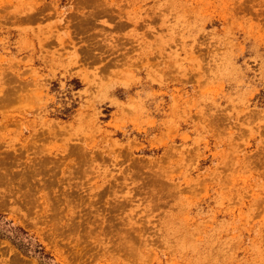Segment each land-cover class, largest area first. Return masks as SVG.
Here are the masks:
<instances>
[{
  "label": "rangeland",
  "instance_id": "rangeland-1",
  "mask_svg": "<svg viewBox=\"0 0 264 264\" xmlns=\"http://www.w3.org/2000/svg\"><path fill=\"white\" fill-rule=\"evenodd\" d=\"M0 215V264H264V0H0Z\"/></svg>",
  "mask_w": 264,
  "mask_h": 264
},
{
  "label": "trees",
  "instance_id": "trees-1",
  "mask_svg": "<svg viewBox=\"0 0 264 264\" xmlns=\"http://www.w3.org/2000/svg\"><path fill=\"white\" fill-rule=\"evenodd\" d=\"M1 218L2 216L0 215V225H1ZM8 222H4L3 224H7ZM11 230L13 231L11 233V235H7L5 233V231H3L1 228H0V237L4 238V237H7L8 239H11L12 242L18 247V249L22 250L23 252L26 253V250H27V243H24L23 240H22V237H21V234H24L25 232L20 229V228H13V227H10V229H8V231ZM35 251H38V253L42 254V250L41 249H38L35 250ZM43 255V254H42Z\"/></svg>",
  "mask_w": 264,
  "mask_h": 264
}]
</instances>
